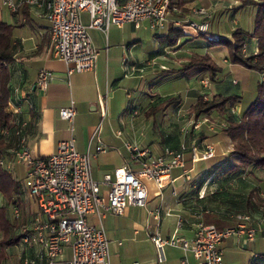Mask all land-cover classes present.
I'll use <instances>...</instances> for the list:
<instances>
[{
    "label": "crops",
    "instance_id": "0c3cea01",
    "mask_svg": "<svg viewBox=\"0 0 264 264\" xmlns=\"http://www.w3.org/2000/svg\"><path fill=\"white\" fill-rule=\"evenodd\" d=\"M174 2L179 8L180 20L207 21L210 32L220 37L231 39V32L236 27L252 31L253 26L250 28L243 25L244 16L241 13L248 7H256L254 5L240 8V0ZM200 7L207 10L209 17L194 12ZM10 14L9 24L15 26V55L14 60L8 64L11 70L9 84L13 90L7 108L27 122L24 137L34 157L53 154L60 140L73 137L78 152L89 151L92 154V176L100 183L101 194L106 195L108 186L103 183L106 174H112L117 168L126 167L133 172L140 168L139 161L132 157L126 144L147 150L151 157L164 155L166 149L177 150L182 144L188 147L183 154L185 169L189 170L188 178L179 176L181 170L176 169L172 182L162 188H157L153 183L152 194L144 181L147 188L144 206H127L122 215L103 210L101 218L95 214L87 216L90 225L102 227L105 232L109 241L110 264H180L185 256L181 246L164 245L163 260L160 261L153 237L192 238L196 224L203 221L200 212L186 206L180 198V194L188 188L187 181L196 176L199 178L211 163L236 162L235 157L229 154L231 142L224 128L219 127L218 130L223 138L214 136L216 132L204 124L206 119L194 118V113L190 111L191 105L199 95H204L206 99L217 94L240 96L237 91H233L239 82L231 76L230 70L235 66H244L231 62L225 45L209 47L202 37L196 36L188 28L189 33L178 39L176 45H169L166 35L171 23L162 30L153 31L147 22H143V27L153 32L154 45L148 49L141 44L138 33L140 27L125 23L122 26L110 25L105 31L91 28L89 14L81 11L80 21L87 28L97 57L92 70L68 74L65 62L49 53V23L43 12L25 6L23 10ZM199 43H202V48L195 47ZM256 51L257 40L252 39L245 53ZM194 54H206L211 58L218 68L215 79H211L206 71L201 74L196 68L190 69V75L186 74L184 63ZM41 69H47L52 74L45 91L36 86ZM258 74L260 82L262 75ZM170 96L175 100L167 101ZM100 97H106L104 118L98 106ZM71 103L75 109L72 123L59 115V110ZM236 109L239 113L241 108L237 106ZM211 136L216 137L215 142H210L214 148V157L193 163L190 147L197 146L201 152ZM220 140L224 143V150L217 152L215 143ZM99 145L105 149L104 152L97 151ZM3 156L6 162L4 168L16 185L11 202L17 208L18 216L15 223L8 221L15 237L19 239L22 227H30L33 219L39 215V210L23 184L27 166L14 161L9 152ZM19 164L25 165L22 171L17 167ZM12 170L15 177L12 176ZM20 171L23 172V180L18 182L16 175ZM153 197H158L157 203L147 210V203ZM135 210H144L145 214L140 211L139 218L142 220L129 223L128 217ZM156 211L159 212L158 219L154 218ZM0 215L5 216L1 210ZM231 237L220 245L223 264L224 250L235 245ZM258 242L262 243L260 249L254 252L263 253L264 241L257 234L253 242L236 239V244L241 248H248L250 243L256 245ZM6 251H18L20 264H24L22 260L25 257L36 260V264L46 263L45 258L41 257L38 244L20 246L19 241L13 242L6 247ZM186 255L189 262L194 264L192 255ZM69 257V246H65L57 262L64 264ZM254 262L251 257L249 264Z\"/></svg>",
    "mask_w": 264,
    "mask_h": 264
},
{
    "label": "built area",
    "instance_id": "2783aa9c",
    "mask_svg": "<svg viewBox=\"0 0 264 264\" xmlns=\"http://www.w3.org/2000/svg\"><path fill=\"white\" fill-rule=\"evenodd\" d=\"M1 4L11 13H17L23 6H30L43 12L49 23V53L61 59L67 65V72H86L93 69L97 52L93 48L87 28L79 18L81 11L89 14V27L107 30L110 25L122 26L132 23L136 28L147 22L149 29L162 30L168 23L178 27L183 34L186 28L196 36L207 40H218V36L208 32L207 21L196 22L173 18L179 14L174 0H1ZM195 13L209 17L207 10L200 7ZM52 74L47 69L38 72L36 86L45 91ZM101 115L106 116V97L98 99ZM62 119L73 122L75 109L73 104L61 108ZM16 134L23 133L26 121H15ZM3 135L10 133L9 128H1ZM24 134V133H23ZM132 157L140 163L138 171L129 168H117L112 174H106L103 183L108 186L107 194L100 191V183L92 176L89 151L80 153L76 150L74 139L60 140L53 154L34 157L26 145L24 135L19 138L9 153L14 161L27 166L23 181L24 187L34 200L39 215L31 222L30 227L23 226L19 236V245L38 244L45 264H54L65 246H69L70 257L64 264H110L109 241L102 227H95L87 222L89 214L101 218L103 210L122 215L127 206H144L147 200V188L144 180L152 181L157 188H162L175 179V170H181L179 176L189 177L185 169L182 144L177 150L166 149L164 155L148 156L133 144H126ZM191 161L207 160L214 157V148L204 144L200 152L197 146H191ZM98 152L105 149L99 145ZM0 166L6 167L5 157L0 156ZM261 195H264L261 193ZM18 216L17 208L14 211ZM239 223L233 227L218 229L214 224L198 222L193 237L178 239L171 237L161 239L153 237L159 260H163V246L179 244L185 253L180 264H191L186 253H190L194 264H223L221 243L231 236L253 242L256 228L249 225V215H236ZM154 218H159L156 211ZM1 250V248H0ZM252 262L258 257L253 252ZM24 264H36V260L23 258ZM133 264H140L133 262ZM253 264V263H252Z\"/></svg>",
    "mask_w": 264,
    "mask_h": 264
},
{
    "label": "trees",
    "instance_id": "16d2710c",
    "mask_svg": "<svg viewBox=\"0 0 264 264\" xmlns=\"http://www.w3.org/2000/svg\"><path fill=\"white\" fill-rule=\"evenodd\" d=\"M240 1V8L254 5L258 9L251 32L236 27L231 32V39L217 34L218 40L215 41L200 37L209 47L225 45L232 63L257 71L262 75V80L257 85L253 101L246 108H241L239 113L235 111L241 102L238 95L217 94L210 99H206L204 95L197 96L190 109L194 118L208 120L211 113L217 112L231 142L229 154L235 157L236 162L211 163L199 178L196 176L187 181L188 188L180 194V198L186 206L200 212L204 223L214 224L218 229L236 226L239 223L236 215H249V225L256 228V234L264 241V195H261L264 194V178L260 176L264 175V0ZM24 8L25 6L21 7L19 11ZM172 17L179 19L178 14ZM208 32L214 34L210 30ZM186 35L171 23L166 37L169 45H176V41ZM252 39L257 40V51L246 54L245 48ZM195 47L202 48V43ZM14 55L15 26L0 17V130L3 127L10 130L8 135H3L0 131V156L8 153V149L15 147L19 138L25 135V131L20 135L16 134L15 127L16 119H23L7 108L13 90L9 84L11 70L8 64L14 60ZM183 67L185 71L199 69L201 74L206 71L211 79H215L214 75L218 70L206 54L191 55ZM173 100V96L167 99L169 102ZM15 189L16 185L7 170L0 166V192L8 203H12V192ZM0 225L4 236L0 241L1 248L13 244L17 238L4 215H0ZM1 259L0 255V261ZM254 264H264V252L258 253Z\"/></svg>",
    "mask_w": 264,
    "mask_h": 264
},
{
    "label": "rangeland",
    "instance_id": "374dc122",
    "mask_svg": "<svg viewBox=\"0 0 264 264\" xmlns=\"http://www.w3.org/2000/svg\"><path fill=\"white\" fill-rule=\"evenodd\" d=\"M257 13H258L257 7H250V8L248 7L247 9H244L243 13H241V15L244 16L243 21H242L243 25L251 28L253 26L254 19H255V16ZM0 17L3 21H5L7 23H9V21L11 20V14L5 7L2 6L1 0H0ZM138 33L141 36L142 46H144L148 49L152 48V46L154 45L153 32L150 30H146L143 27V24H141L140 29L138 30ZM191 71L192 70L186 71V74L190 75ZM230 71H231V76L236 78L239 82L237 87H233V91H237L239 93V95L241 96V102L238 106H240V108L244 109L248 106V104L251 101H253V99L256 96V89H257V85H258L260 76H259L257 71H255L253 69H248L245 67H236L235 66ZM185 82L187 83L186 80H185ZM235 111L238 112V109L235 108ZM204 124H207V126L212 128L213 132H216L215 133L216 135L213 134L214 136H219V137L221 136V138H223V134H220L218 130H219V127L222 126L223 128H225V126L221 122V117L217 114V112L211 113V117H209L208 120L204 121ZM214 136H211L210 138H208V142H209L208 144L212 145V143H210V142H215L214 139L216 137H214ZM215 146L217 148V152L224 150V143L222 140H220L218 143H215ZM24 166L22 164L17 165V167H19V169L21 171H22ZM21 171L18 173V176L16 175L18 182L23 178V172H21ZM11 173H12V176L15 177V175H14L15 173L13 172V170ZM260 176H261V178H264V175L260 174ZM144 181L147 185V188L149 189V192L152 194V191H154L153 190V182H148L146 180H144ZM157 199H158V197H153L152 200H150L147 203L146 209L147 210L152 209L154 207L155 203H157ZM0 209H1V211L4 212L7 219H9L12 223L13 222L15 223L16 216L13 212L15 210V207L12 205V203H8V201L6 200L4 195H2V194H0ZM140 211H142L145 214L144 210H135L134 213H131L129 215L127 221H129V223H131V222H135L138 220L139 221L142 220L139 218ZM1 230H2V225H0V241L4 238L3 231H1ZM231 239H233L235 241V243H234L235 245H233V248H226L224 250V264H249L252 252H254L255 249H260V246L262 244L260 242H258L256 245L250 243L248 248L247 247L241 248L239 245L236 244V239H237L236 236L231 237ZM242 239H244V237ZM257 239H259V238H257ZM17 240L18 239H16L15 242H18ZM7 246L8 245H6L5 247L4 246L1 247L2 252L0 251L1 252L0 255L2 256V259L0 261V264H20L19 258H18L19 252L18 251L7 252L6 251ZM59 259H60V257L55 259L54 263L55 264H61L60 262H57V261H60Z\"/></svg>",
    "mask_w": 264,
    "mask_h": 264
}]
</instances>
